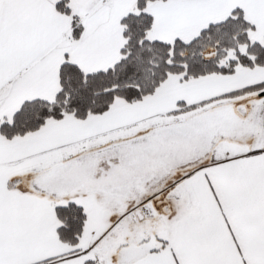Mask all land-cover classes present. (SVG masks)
Here are the masks:
<instances>
[{
  "label": "snow or ice",
  "instance_id": "6c2138e0",
  "mask_svg": "<svg viewBox=\"0 0 264 264\" xmlns=\"http://www.w3.org/2000/svg\"><path fill=\"white\" fill-rule=\"evenodd\" d=\"M0 264H264V0H0Z\"/></svg>",
  "mask_w": 264,
  "mask_h": 264
}]
</instances>
